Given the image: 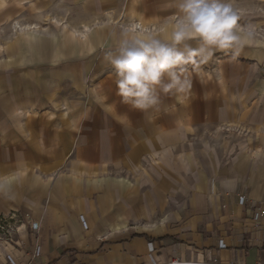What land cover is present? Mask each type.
Masks as SVG:
<instances>
[{
  "label": "crops",
  "instance_id": "obj_1",
  "mask_svg": "<svg viewBox=\"0 0 264 264\" xmlns=\"http://www.w3.org/2000/svg\"><path fill=\"white\" fill-rule=\"evenodd\" d=\"M45 1L0 0V215L19 211L40 229L22 235L27 248L2 251L0 264L7 254L17 264H165L178 249L184 263L264 264V248H231L232 229L254 227L251 210L225 207L237 184L251 187L252 167H217L222 140L251 145L237 131L263 117L252 107V41L215 66H189L180 102L162 96L142 112L122 102L105 61L120 36L30 32ZM253 1L264 14V0ZM125 27L152 33L140 21ZM243 195L260 203L264 193ZM219 237L228 249L213 247Z\"/></svg>",
  "mask_w": 264,
  "mask_h": 264
},
{
  "label": "clouds",
  "instance_id": "obj_2",
  "mask_svg": "<svg viewBox=\"0 0 264 264\" xmlns=\"http://www.w3.org/2000/svg\"><path fill=\"white\" fill-rule=\"evenodd\" d=\"M177 10L167 38H141L125 27L115 51L105 55L117 95L133 109L158 110L168 95L180 102L191 87L189 66L217 51L235 54L255 38V26L240 23L232 0H177Z\"/></svg>",
  "mask_w": 264,
  "mask_h": 264
},
{
  "label": "rangeland",
  "instance_id": "obj_3",
  "mask_svg": "<svg viewBox=\"0 0 264 264\" xmlns=\"http://www.w3.org/2000/svg\"><path fill=\"white\" fill-rule=\"evenodd\" d=\"M232 2L234 7L239 10L240 23L248 24L251 22L249 24L255 26V38L252 40V59L258 61L251 62L253 73H256L253 80L255 88L252 107H254V114L258 112L263 117L253 119L251 131H245V129L237 131L238 135L252 136L251 145L245 143L228 145L225 140H222L221 145L218 146L220 149L217 152L219 156L217 167L220 169L229 167L236 172L249 170L252 167L251 187L248 188L245 184L241 186L242 183H239L236 186V193L242 189L243 194L249 193L250 188H256L264 193V63H259L261 60L260 53H264V14L263 9L253 0H232ZM45 3L47 13L41 17L39 25H36L38 23L30 25L33 27L29 30L30 32L47 31L50 33L53 29L52 25H57V27L59 25L61 30L71 29L72 33L75 34V31H82L84 27H88L90 29L88 37L98 33L102 34L104 38L114 36L117 38L120 36L124 25L140 21L152 32L151 34L145 33V35L165 39L170 36L166 30L171 29L178 14L177 0H46ZM53 8L60 12L59 15L53 14ZM63 32L61 31V34ZM214 54V57L209 58L211 61L209 67L215 66L216 63L225 60L228 56V52L217 51ZM210 61L207 60L206 62L210 63ZM260 93L261 96H259ZM231 146L232 150L229 153ZM245 150L251 152V159L240 158L241 153ZM219 189L221 188L218 187L217 183L215 193L221 196L224 192ZM142 226L140 225V227ZM233 231L234 229L231 230V236Z\"/></svg>",
  "mask_w": 264,
  "mask_h": 264
},
{
  "label": "built area",
  "instance_id": "obj_4",
  "mask_svg": "<svg viewBox=\"0 0 264 264\" xmlns=\"http://www.w3.org/2000/svg\"><path fill=\"white\" fill-rule=\"evenodd\" d=\"M221 190V189H219ZM222 191V190H221ZM221 193V192H220ZM225 207L227 210L232 212L234 205L241 204L251 210L252 220L255 221L254 227H243L242 229H235L232 232V243L231 248L236 250L241 249H252L264 248V197L261 199L260 203L252 201L245 198L239 193H236L233 197L226 196ZM39 224L30 216H24L19 211H12L8 214L0 215V253L7 248L11 247L13 249H25L27 244L21 239L22 235L26 233L38 234L39 233ZM213 247L218 250L228 249V244L219 238L213 239ZM180 243L175 244L174 246H180ZM152 248V244H150ZM153 250V248H152ZM180 250L178 249L175 255H173L171 261L165 264H219L217 263V256L212 257V261L209 263H184L179 260ZM40 255V248L36 246L35 257ZM8 264H17L11 254L6 255ZM70 264V262H67ZM228 264H245L243 257L240 258L238 262H231Z\"/></svg>",
  "mask_w": 264,
  "mask_h": 264
},
{
  "label": "bare ground",
  "instance_id": "obj_5",
  "mask_svg": "<svg viewBox=\"0 0 264 264\" xmlns=\"http://www.w3.org/2000/svg\"><path fill=\"white\" fill-rule=\"evenodd\" d=\"M242 196H244V195L242 194Z\"/></svg>",
  "mask_w": 264,
  "mask_h": 264
}]
</instances>
